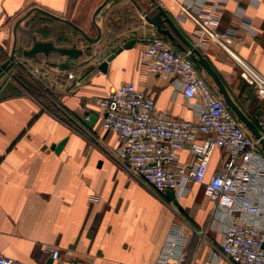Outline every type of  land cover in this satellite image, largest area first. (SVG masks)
Listing matches in <instances>:
<instances>
[{"label":"crops","instance_id":"obj_1","mask_svg":"<svg viewBox=\"0 0 264 264\" xmlns=\"http://www.w3.org/2000/svg\"><path fill=\"white\" fill-rule=\"evenodd\" d=\"M155 1L166 10L172 5V0ZM138 7L156 10L151 0H0L2 61L12 50L17 21L15 54L20 47L29 49L33 38L84 49L71 69L59 71L45 63L49 83L32 72L45 56L19 55L15 57L19 68H12L24 70L29 81L0 83V254L25 264H44L56 247L62 256L71 251L91 264H154L179 221L180 212L171 201L122 168L111 152L117 147L116 134L100 124L97 101L129 81L153 98L156 110L196 120L192 101L183 98L173 78L141 74L139 49L155 29ZM93 16L101 29L97 42L57 45L54 27L80 34L76 25L95 37ZM244 19L249 20V29ZM175 23L206 56L235 103L256 112L254 119L263 115L264 100L240 77L235 59L214 41L198 45L190 19ZM226 29L233 31L232 52L264 75V0H229L218 23V30ZM130 41V47L108 61L105 72L98 69L101 61ZM64 72L81 75L83 83L69 85ZM222 156L221 149L213 152L205 179ZM178 160L190 165L193 156L182 149ZM199 190L203 194L202 184L193 185L178 200L195 226L205 223L211 208L204 194L200 205L194 202ZM190 210L193 217L188 216ZM213 236L219 239L218 233ZM194 246L195 241L186 264Z\"/></svg>","mask_w":264,"mask_h":264},{"label":"built area","instance_id":"obj_2","mask_svg":"<svg viewBox=\"0 0 264 264\" xmlns=\"http://www.w3.org/2000/svg\"><path fill=\"white\" fill-rule=\"evenodd\" d=\"M228 1L172 0L167 11L175 22L194 23L192 34L198 45L214 41L227 51L239 65L240 77L264 100V75L232 52V29L218 30ZM243 21L249 29V20ZM139 56L142 75L173 78L183 98L192 101L196 120L156 110L151 96L134 82H123L97 101L101 127L117 137L111 152L122 168L157 196L172 190L179 200L193 185L202 184L211 203L202 226L183 219L171 227L154 264H186L193 241L188 264H264V151L258 139L237 120L188 52L155 31L141 44ZM32 72L50 82L45 71ZM64 73L69 85L83 83L81 75ZM256 125L264 136V114L257 117ZM182 149L192 154L190 165L178 160ZM219 149L223 156L218 168L205 179L211 156ZM214 233L219 234L218 240ZM50 257L56 264H91L73 257L71 251L62 256L56 247L50 249ZM0 264L25 263L0 254Z\"/></svg>","mask_w":264,"mask_h":264},{"label":"water","instance_id":"obj_3","mask_svg":"<svg viewBox=\"0 0 264 264\" xmlns=\"http://www.w3.org/2000/svg\"><path fill=\"white\" fill-rule=\"evenodd\" d=\"M156 10L154 12H147L142 8L138 7V11L141 13L144 20L154 27L157 34L166 37L169 42L176 47L178 50L182 52H188L189 58L203 71V73L209 77L212 84L216 88L218 94L221 95L222 99L226 106L233 112L237 120L250 132V134L258 139L259 145L261 149L264 151V136L262 135L260 129L257 125L251 120L249 116L235 103L233 98L230 96L229 91L222 79L220 78L217 71L211 65L206 56L202 53V51L195 46L190 38H188L176 25L175 21L172 19L169 12L163 8L160 4H158L155 0H151ZM95 15V14H94ZM19 21H17L13 26V36H14V44L10 54L4 61L0 63V73L11 66L16 57L15 54V45H16V27ZM93 22L97 29V35L95 37L89 36L86 32H84L81 28L74 25V27L80 32V34L85 38V40L89 43L97 42L101 37V29L96 24L94 16ZM166 25V26H164ZM132 41L126 42L120 48H117L112 54H110L105 60L101 61L98 64V69L102 72L106 71L107 63L110 61L114 55H116L121 49L130 47ZM50 53H55L59 56V59L56 61H47L46 65L49 67L55 68L59 71H64L71 69L73 65L76 64V61L79 56L84 53V49L76 48L74 44L69 46H56L52 41H41L34 40L29 49H22V56H37L43 55L47 57ZM164 197L171 201L172 204L177 208L180 212L182 210V206L179 201L175 198L174 192L172 190H167L164 193ZM52 259L49 257L44 264H51Z\"/></svg>","mask_w":264,"mask_h":264},{"label":"rangeland","instance_id":"obj_4","mask_svg":"<svg viewBox=\"0 0 264 264\" xmlns=\"http://www.w3.org/2000/svg\"><path fill=\"white\" fill-rule=\"evenodd\" d=\"M54 31L56 33V36L55 37H59L57 38V45H71L72 42H75L76 45H79V41L81 44H83L84 42L83 41H86L82 38L81 34H78V33H70V32H64L63 30H58V28L54 27ZM31 33V32H30ZM94 34V33H93ZM77 37V38H76ZM64 43V44H63ZM10 54V53H9ZM9 54H6L4 56V59L6 57H8ZM16 54L17 56L16 57H19V55H21V47L19 49H17L16 51ZM22 56V55H21ZM57 57L58 55L55 54V53H52L50 54L48 57H44L42 59H38V61L40 62L38 64V68H39V71L40 72H44V70L46 69V65H45V60H48V61H56L57 60ZM1 60V59H0ZM2 61V60H1ZM0 61V62H1ZM12 66H17L19 68V62L17 60L14 59V62L11 64V66L9 68H7L6 70L2 71L0 73V83H2L3 81H9V82H13V83H17V82H28L29 81V78H28V74L25 72H23L22 70L20 69H17L16 71L13 70ZM45 66V67H44ZM3 73L5 74V76L3 75ZM31 86H33L31 84ZM34 91L35 93L38 95V97L41 99V101H45L44 97L42 98V95L36 91L35 87H34ZM202 201H204V196L202 194V191L199 190L198 194L196 195L195 197V203L196 204H201ZM182 205V204H181ZM184 208V207H183ZM195 208H198L197 206H195ZM185 209V208H184ZM186 210V209H185ZM175 211L177 212L178 210L175 208ZM179 213V211H178ZM195 214L193 212V210H190L188 212V216L190 217H193ZM208 216V215H207ZM177 218L178 220H183V219H188L187 215L183 212V211H180L179 214H177ZM178 221V222H179ZM190 221V220H189ZM192 223V222H191ZM199 227V226H197Z\"/></svg>","mask_w":264,"mask_h":264},{"label":"trees","instance_id":"obj_5","mask_svg":"<svg viewBox=\"0 0 264 264\" xmlns=\"http://www.w3.org/2000/svg\"><path fill=\"white\" fill-rule=\"evenodd\" d=\"M238 103V102H236ZM246 114L247 116H249L251 118V120H253V122L256 124V119H254L256 112L254 113L253 111H249V110H245L244 108H241Z\"/></svg>","mask_w":264,"mask_h":264}]
</instances>
